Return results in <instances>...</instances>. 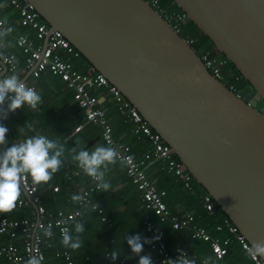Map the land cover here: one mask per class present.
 <instances>
[{"label": "water", "instance_id": "1", "mask_svg": "<svg viewBox=\"0 0 264 264\" xmlns=\"http://www.w3.org/2000/svg\"><path fill=\"white\" fill-rule=\"evenodd\" d=\"M172 1L244 88L234 92L215 78L145 0L22 5L130 102L264 262V0Z\"/></svg>", "mask_w": 264, "mask_h": 264}, {"label": "built area", "instance_id": "2", "mask_svg": "<svg viewBox=\"0 0 264 264\" xmlns=\"http://www.w3.org/2000/svg\"><path fill=\"white\" fill-rule=\"evenodd\" d=\"M145 1L163 16L178 34L182 32L181 24H184V13L170 11L168 7L161 6L160 0ZM8 2L19 11L20 25L31 29L34 38L27 35H20L15 38L16 47L23 55V61L21 62L14 53H4L1 56V61L6 66V72L1 74L0 70V81L16 75L18 83L35 87L21 77L29 76V78L38 79L45 72L59 76L73 91L75 101L86 113L84 123L77 126L74 132H81L88 125L100 130V138L106 144L116 148L118 153L116 159L124 165L126 176L142 193L145 209L155 216L161 224H169L176 231H187L191 239L207 243L212 255L218 261L224 259L225 249L235 241L249 255L254 264H264L249 242L228 218L222 219L221 224L215 226L217 232L226 230L230 235V237L221 239L212 236L205 227L200 226L193 214H183L182 212L172 214L170 212L164 201L165 191L158 190L147 175V167L153 159L162 160L166 164L165 167L169 174L184 183L189 192L193 193L194 191L192 176L185 174L182 166L173 159L170 146L163 142L160 135L148 125L140 113L103 75L97 73L92 67L82 72L62 58L59 50L73 57H79V52L60 32H49L48 24L40 18L35 10L23 6L22 0H8ZM0 21L2 20L0 19ZM3 26L4 23L0 24V30ZM185 40L192 46L196 42L194 38L190 37H185ZM199 57L208 71L215 78L223 81L222 67L225 62L218 61V56L213 55L212 51H203ZM102 90H105L113 99L112 102L117 107L118 113L131 121L133 136L150 142L151 150L141 159H136L129 148L114 140L113 128L107 118L106 110L99 106V93L96 92ZM91 179L92 185L87 191L80 194V199L76 201L77 209L72 211L59 210L53 213L49 212L43 204L38 186L31 181L29 175H22L18 181L20 195L16 205L20 208L28 205L33 206V218L31 220H14L7 216L10 210L0 211V236H5L9 240L7 244L0 246V258L5 259L9 264H26L29 258L35 257L40 261V264H44V250L53 246V239L62 238L63 232L71 233V222L79 219L85 208L97 211L101 215L102 221H107L103 209L91 199L93 193L101 190L96 187L101 182L93 177ZM52 191L58 192L59 187L54 186ZM24 194L29 198V201L23 199ZM202 201L209 214L214 215L215 209L212 198L205 194ZM143 223L150 236V249L157 255V261L150 264H213L208 260H198L195 255H190L180 245L168 246L165 241V229L156 225L150 215L144 217ZM49 230L51 235H46ZM157 235L160 236V239H152ZM16 240L22 242L21 247L14 244ZM111 253L110 250L106 252V258L111 264H124V260L118 254L113 258ZM56 256L60 260V264H74L70 252H57Z\"/></svg>", "mask_w": 264, "mask_h": 264}, {"label": "crops", "instance_id": "3", "mask_svg": "<svg viewBox=\"0 0 264 264\" xmlns=\"http://www.w3.org/2000/svg\"><path fill=\"white\" fill-rule=\"evenodd\" d=\"M0 19L5 22L0 30V61L4 53H14L22 62L23 55L16 47L15 38L20 35L34 38L33 31L20 25L19 11L12 7L8 0H0ZM9 28L11 30L6 31ZM59 53L64 60L70 62L76 68L75 63L80 61L79 57L70 56L62 50H59ZM87 69L88 67L85 70ZM0 70L1 74H5L6 70H3L1 65ZM23 78L40 91L42 101L38 104L36 110H32L25 103L20 108L9 111L7 106L15 93L8 92L6 94L5 100L0 103V124L7 126L8 132L5 133V143L0 145V153L2 154L3 150L11 144L23 139L15 129L20 128L23 125L24 118L29 115L32 118L31 125L32 123L35 125L33 128L35 134H45L50 138L59 139L56 147L49 150L50 155L55 153L61 144L64 149L59 157L61 160L59 170L53 174L50 180L36 183L30 175L29 177L40 189L41 200L49 212L75 210L78 207L77 200H73L72 197L80 196L92 185V176L86 174L79 167L78 162L73 159V156L81 149L74 148V144L69 143L70 139L79 133H75L74 129L84 123L85 110L78 106L74 99L73 91L67 87L59 76L45 72L38 79L29 78V76L21 77V79ZM96 93H99V106L106 110L107 118L113 128L114 140L129 148L136 159H141L143 155L151 150L150 142L131 135L132 126L122 118L124 116L118 113L117 107L112 102L113 99L105 90ZM44 110H46V113ZM94 128L98 131L96 139L91 140L82 147L87 148L90 153L93 151L92 148L95 142L102 141L106 146H111L100 138V130L96 127ZM70 148L72 149L69 150ZM64 152L68 155L64 154ZM114 159L116 163L112 167L106 166L107 161L97 166L98 172L104 173L103 180L110 182V188L96 191L91 195V199L103 209L107 221H102L101 215L97 211L85 208L82 211V216L70 224L72 231L69 235L72 240L79 237L81 246L78 249H72L61 242L62 238L54 237L53 246L44 250V264H60L56 253L63 251L70 252L74 264H111L106 258L108 250L115 251L124 260V264H138L139 258L145 255L150 258V263L157 261L156 253L150 249V236L145 230L143 223L146 215H150L153 221L156 220V217L154 216V218L145 209L142 193L126 176L124 165L116 158ZM165 166L166 164L162 160L153 159L147 167V175L158 190L165 191L166 195L169 194L167 202L165 199L164 201L170 212L172 214L191 213L195 216L197 223L205 227L212 236L221 239L230 237L226 230L221 232L215 230V226L221 224L222 221L218 222L217 215L209 214L204 208L202 201L204 194H200V197L196 195L199 199L198 206L196 200L187 199L184 193L179 191L177 178L169 174ZM163 171L166 174L163 175ZM54 186L59 187V191L56 193L52 191ZM23 199L29 201L25 194ZM33 210V206L28 205L20 208L15 202V207L7 213V216L14 220H31L33 218ZM77 222H82L84 225V231L80 232L81 234L76 233ZM223 233L225 237L220 236ZM133 235H138L142 243V249L138 253L133 252L131 245L127 243V240ZM188 235L180 231L175 234L176 240L174 239L170 243L167 242V244L170 246L173 244L180 245L190 255H195L198 260H208L213 264H254L249 255L235 241L230 244L233 247L232 249H237L233 257L227 262L225 259L218 261L212 255L209 245L205 242H194V244L202 245V248L197 250L198 253L191 250V248H185L180 239ZM8 242L7 237L0 236V246ZM14 244L18 247L22 246L20 240L14 241ZM0 264L9 263L5 259L0 258Z\"/></svg>", "mask_w": 264, "mask_h": 264}, {"label": "clouds", "instance_id": "4", "mask_svg": "<svg viewBox=\"0 0 264 264\" xmlns=\"http://www.w3.org/2000/svg\"><path fill=\"white\" fill-rule=\"evenodd\" d=\"M5 23L0 21V24ZM11 29H6L10 31ZM14 92L15 95L11 97L8 104V110L14 111L21 107L22 104H27L32 110H36L38 104L42 101V95L33 86H26L23 83L17 82V76L12 75L9 78L0 81V103L5 100L8 92ZM34 123L29 125L34 128ZM8 132L7 126L0 124V145L5 143V133ZM59 143V139L50 138L45 134L27 135L17 143L11 144L5 148L0 154V211L11 210L15 207V202L20 195V187L18 181L22 175H30L33 181L38 183L41 181H48L53 174L59 170L61 160L59 159L63 152V145L53 154H49V150L55 148ZM99 144V143H98ZM118 156L117 150L113 146L100 147L96 146L91 153L87 148H82L78 151L73 159L78 162L86 174L91 175L94 179L100 180L101 183L96 187L101 190L110 188V182L103 180L104 173L98 172L97 166L102 162H114V158ZM73 200H79V196H73ZM50 227V226H49ZM84 231L82 222L76 223V232ZM46 235H51V231H47ZM152 239H160V236H154ZM72 241L71 243H69ZM61 242L72 249H78L81 246V240L77 237L72 240V237L65 231L62 233ZM131 245L133 252H140L142 243L138 235H133L127 240ZM115 258L117 253H111ZM26 264H40V261L35 257H31L26 261ZM138 264H150L148 256H141Z\"/></svg>", "mask_w": 264, "mask_h": 264}, {"label": "trees", "instance_id": "5", "mask_svg": "<svg viewBox=\"0 0 264 264\" xmlns=\"http://www.w3.org/2000/svg\"><path fill=\"white\" fill-rule=\"evenodd\" d=\"M160 2H161V6L168 7L169 10L172 12L174 11V12L183 13L178 8V6L173 3L172 0H160ZM181 28H182V32L180 33V35L182 37H184V38L190 37V38H194L196 40V42L193 44V48L198 55H200V53L203 51H212L213 55L218 56V58H217L218 61L222 60L225 62V64L222 67V74H223V81L222 82L226 85V87L233 90L234 92H237L238 90L244 88L248 84V82L246 80H244L243 77L240 75V73L236 70L234 65L231 64V62H229L218 50L215 49L214 45L209 40V38L206 37L192 22H189L187 24H181ZM79 59H80V61L76 62L75 65H76V68L79 69L80 71L85 70L87 67L88 68L92 67L88 63V61H86L81 56L80 53H79ZM261 104L262 103H260L258 106L260 107ZM122 118L125 119V121L127 123H130V126H132L131 121L127 117L126 118L122 117ZM131 131H132V128H131ZM97 134H98V131H96V129L92 125H88L81 132H79L72 139H70L71 141L69 143L74 144V146H73L74 148L77 147V148L82 149V147L86 143L90 142L91 140L96 139ZM131 135L133 136L132 132H131ZM96 146L106 147V145L102 141H99V142H95L92 150H94ZM71 149L72 148H70L69 150H71ZM64 154L68 155L66 152H64ZM172 155H173V159L182 166L184 173L189 174L188 171L185 169V167L179 162L177 156L173 152H172ZM154 160H158V159H154ZM114 163H116L115 159H114V162H111V163L107 162L106 166L112 167ZM162 174L164 175L166 173L163 171ZM176 180L179 182L178 183V186L180 188V189L178 188L179 191L183 192L187 199L196 200L197 206H198V204H199L198 203V200H199L198 196L200 197V194H204V195L207 194L206 191L199 184H197L194 179L192 181V187L194 189L193 193L189 192L186 189L184 183L180 182L178 179H176ZM168 195H165V197H164L166 202H167V196ZM196 195H198V196H196ZM214 209H215V214L218 217V220H217L218 222H221L222 219L227 218L225 216V214L220 210V208L215 204V202H214ZM155 219H154L155 224L163 227L166 231V234H165L166 243L167 242L170 243V242H172V240L174 241V239L176 240L175 234L180 232V231H176V230L172 229L171 225H169V224H161L157 220V218H155ZM181 232L184 234H189L186 231H181ZM220 236L225 237L224 233L221 234ZM183 238H181L180 241L182 242V245L185 248H191V250H193L194 252H197V250L202 248V245H197L196 243L194 244V242H200V241L191 239L190 235H188L187 237H183ZM168 246H170V245L168 244ZM232 248L233 247L230 246V247H227L225 249L224 259L226 262L229 261V259H231L233 257V255L236 253L237 249H232Z\"/></svg>", "mask_w": 264, "mask_h": 264}, {"label": "rangeland", "instance_id": "6", "mask_svg": "<svg viewBox=\"0 0 264 264\" xmlns=\"http://www.w3.org/2000/svg\"><path fill=\"white\" fill-rule=\"evenodd\" d=\"M44 112L46 113V110H44ZM31 120H32V118L28 115L27 117L24 118L23 125L20 128L15 129L16 132L20 133V137L24 138L27 135H34L35 134L33 129L29 127V125H31ZM18 129H20V130H18Z\"/></svg>", "mask_w": 264, "mask_h": 264}]
</instances>
